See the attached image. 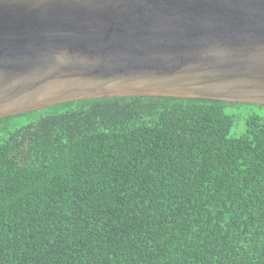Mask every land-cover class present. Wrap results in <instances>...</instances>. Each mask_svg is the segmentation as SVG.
<instances>
[{
  "label": "trees",
  "instance_id": "16d2710c",
  "mask_svg": "<svg viewBox=\"0 0 264 264\" xmlns=\"http://www.w3.org/2000/svg\"><path fill=\"white\" fill-rule=\"evenodd\" d=\"M242 105L101 97L0 118V264H264V117L232 135Z\"/></svg>",
  "mask_w": 264,
  "mask_h": 264
},
{
  "label": "water",
  "instance_id": "95a60500",
  "mask_svg": "<svg viewBox=\"0 0 264 264\" xmlns=\"http://www.w3.org/2000/svg\"><path fill=\"white\" fill-rule=\"evenodd\" d=\"M130 96L264 106V0H0V118Z\"/></svg>",
  "mask_w": 264,
  "mask_h": 264
},
{
  "label": "rangeland",
  "instance_id": "374dc122",
  "mask_svg": "<svg viewBox=\"0 0 264 264\" xmlns=\"http://www.w3.org/2000/svg\"><path fill=\"white\" fill-rule=\"evenodd\" d=\"M227 112L235 116V124L231 129V134L238 135L245 131V118L248 115L257 114L264 117V106L248 104L241 107H228Z\"/></svg>",
  "mask_w": 264,
  "mask_h": 264
}]
</instances>
